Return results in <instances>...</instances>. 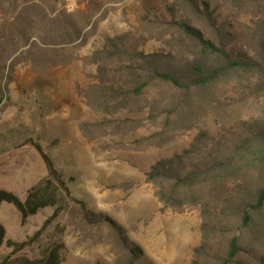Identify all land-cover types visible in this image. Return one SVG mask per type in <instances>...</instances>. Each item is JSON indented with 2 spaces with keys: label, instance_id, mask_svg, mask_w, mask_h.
Segmentation results:
<instances>
[{
  "label": "rangeland",
  "instance_id": "1",
  "mask_svg": "<svg viewBox=\"0 0 264 264\" xmlns=\"http://www.w3.org/2000/svg\"><path fill=\"white\" fill-rule=\"evenodd\" d=\"M166 2L172 0H59L53 16L58 18L60 12L68 16L48 26L46 43L34 35L10 57L0 51V187L25 199L47 176L34 146L39 143L51 154L69 188L68 208L50 220L38 241L27 248L31 257L56 249L60 264H126L127 251L118 230L106 222L88 223L83 215L88 210L108 215L124 229V237L143 252L137 264H215L211 254L195 252L203 243L200 205L162 209L155 187L146 181L145 173L159 158L189 148L199 131L178 119L172 122L177 114L164 129L174 92L167 86L153 87L144 99L108 113L89 107L79 95L95 73L86 58L107 37L132 32L145 53L168 51L167 44H176L180 33L161 22L170 18ZM211 5L229 18L246 43L257 19L250 1L218 0ZM67 22L79 28L80 35L72 42L65 41ZM214 92L219 102L192 112L196 123L212 135L264 117V100L239 95L232 84L218 85ZM156 99L161 108L155 118L149 105H155ZM200 190L204 194L207 187ZM54 210L47 206L23 221L12 204L0 205V222L6 227L0 260L12 251L7 240L29 239ZM212 238V245L221 251L220 238ZM256 246L261 253L263 247ZM238 259V264L242 260L258 264L246 253Z\"/></svg>",
  "mask_w": 264,
  "mask_h": 264
},
{
  "label": "trees",
  "instance_id": "2",
  "mask_svg": "<svg viewBox=\"0 0 264 264\" xmlns=\"http://www.w3.org/2000/svg\"><path fill=\"white\" fill-rule=\"evenodd\" d=\"M211 1L218 3V0L165 3L170 18L161 22L180 33L176 44H167L168 51L145 53L132 32L107 37L86 58L95 67V73L88 88L80 89L79 95L89 107L108 113L111 109L128 108L131 100L144 99L153 87H169L174 100L169 102L171 111H166L164 129L171 124L172 114H177L172 122L178 119L177 122L189 128L197 127L199 131L189 148L159 158L145 173L146 181L155 187L162 209L200 205L203 243L195 249L196 255L209 253L215 264H238L239 255L246 253L258 264H264V117L241 121L236 127L212 135L196 123L192 113L195 107L202 110L219 102L214 89L223 84H232L239 95L264 100V0H249L256 8L257 19L246 43L229 18L213 7ZM58 2L0 0L3 17L0 51H6L10 57L21 46L28 45L34 35L46 43L48 26L68 16L65 12H60L58 18L53 16ZM67 24L74 35H68L71 31L64 28L68 36L65 41L72 42L78 39L79 28L74 23ZM155 101L149 108L156 118L161 102ZM34 146L45 163L47 176L29 190L25 199L11 189L0 187V204H12L23 221L47 206L55 210L43 228L29 239L7 240L12 251L0 264H60L56 249L43 251L39 257H31L27 252L50 220L68 208L66 195L69 194L64 175L55 166L51 154L39 143ZM203 186L207 187L204 194L200 190ZM83 215L88 223L106 222L118 230L127 251L126 264H137L143 259L141 248L130 244L124 237V229L108 215L88 210ZM213 236H218L224 246L219 252L211 243ZM5 242L6 227L0 222V248ZM256 244L263 247L261 253Z\"/></svg>",
  "mask_w": 264,
  "mask_h": 264
},
{
  "label": "crops",
  "instance_id": "3",
  "mask_svg": "<svg viewBox=\"0 0 264 264\" xmlns=\"http://www.w3.org/2000/svg\"><path fill=\"white\" fill-rule=\"evenodd\" d=\"M3 204V203H2ZM2 204H0V205H2Z\"/></svg>",
  "mask_w": 264,
  "mask_h": 264
}]
</instances>
